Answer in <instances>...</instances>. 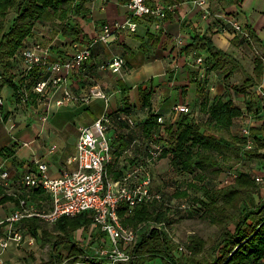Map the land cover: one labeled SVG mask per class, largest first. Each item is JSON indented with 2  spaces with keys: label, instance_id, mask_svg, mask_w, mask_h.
I'll use <instances>...</instances> for the list:
<instances>
[{
  "label": "crops",
  "instance_id": "1",
  "mask_svg": "<svg viewBox=\"0 0 264 264\" xmlns=\"http://www.w3.org/2000/svg\"><path fill=\"white\" fill-rule=\"evenodd\" d=\"M156 2L175 4L177 9L165 22L159 23L147 17L137 19L136 32L122 29L111 37L109 43L95 44L92 58L82 68L70 72L64 70L67 82L55 88L48 97L40 98L33 90L32 101L24 103L17 98L10 84L0 82L3 84L0 95L4 98L3 105H0V173H9L8 180L0 175V187L3 188L0 193V221L6 220L18 209L23 199L41 209H50V195L41 188L24 186V176L37 174L41 163L48 164L52 178L77 170L78 164L74 158L80 128L94 124L105 115L112 119L109 136L114 156L108 177L118 181L133 168L141 166L153 176V166L161 157L149 162V145L160 142L165 147L166 133L158 130L147 135L145 122L149 112L152 110L165 122L172 123L181 114L174 112V107L185 104L191 108L192 118L206 121L209 113L203 106L200 87L208 80L206 85L212 100L228 95L227 86L218 72L207 73L204 82L195 80L199 53L183 49L191 43L192 35L211 32L216 47L235 57L247 72L253 70L257 56L264 58V0H212L208 20L203 18V12L196 6L195 0ZM74 3L81 4L87 10V13L81 10L72 15L82 30L80 41L59 33L55 43H51L53 61L63 62L75 53L78 49L76 46L82 49L92 44L104 25L123 24L131 19L130 9L124 0H75ZM232 20L245 28L251 26L258 41L250 46L248 41L251 40L237 36L230 24ZM115 57L125 60L121 72L101 68ZM15 65V80L18 81L23 70L21 62L16 61ZM237 77L241 79L242 74L236 75L231 85L240 82ZM94 89L103 92L106 98L92 96ZM147 89L152 92V106L145 104L144 90ZM255 91L263 96L264 84ZM229 92L228 97L246 111L245 95L231 89ZM67 93L73 100L62 102ZM47 114L49 120L44 122L41 117ZM122 115L134 119L135 128L119 121ZM240 122L236 121L235 125L239 126ZM254 124L256 121L252 122ZM154 187L156 189L155 184ZM40 189L42 194L37 193ZM6 195L13 200L1 203ZM33 220L48 226L45 233L42 228L34 229L36 227L31 224ZM51 226L54 224L39 218L24 220L22 227L35 237L36 243L31 245L27 237L22 247H12L5 256L6 264L49 263L40 258L39 252L42 246H51V243L44 241L47 233L51 237ZM79 231H90L87 236L93 245L102 242L105 236L94 224Z\"/></svg>",
  "mask_w": 264,
  "mask_h": 264
},
{
  "label": "trees",
  "instance_id": "2",
  "mask_svg": "<svg viewBox=\"0 0 264 264\" xmlns=\"http://www.w3.org/2000/svg\"><path fill=\"white\" fill-rule=\"evenodd\" d=\"M74 1L0 0V82L10 84L18 99L23 101L27 98V103L32 101L36 79L23 72L20 79L15 80V56L23 47L35 43L34 37L40 24L60 21L57 25L59 33L73 38L74 41H80L82 30L79 23L72 19V15L81 10L87 13V10ZM246 29L251 36L248 44L253 46L258 38L251 26ZM183 49L186 52L193 50L199 53L197 57L204 58L208 73H219L227 86L228 95L230 89L245 95L246 111L228 95L212 100L207 89V80L200 87L203 106L209 113L206 121H197L190 113H181L172 123L160 124V116L151 110L145 122L147 135L158 130L165 132V150L160 159L170 158L177 172L195 175L200 183L205 181L207 173L218 174L225 167L236 176L230 178L232 182L221 187L192 182L189 184V188L203 193V198H194L195 203L201 204L205 216L220 227L218 243L207 257L199 258L204 252L205 242L193 237L189 245L193 253L191 257L180 259L174 255L175 247L166 230L172 224L167 209L158 208L153 203L143 204L126 218L121 211L124 224L140 232L136 245L129 248L136 256L130 264H264L262 183L256 181L254 172L239 170L234 165L223 167L221 161L235 155L238 162L257 160L264 165V95L261 96L255 91L264 84V58L257 56L253 70L247 72L235 57L216 47L211 32L192 35L191 43ZM238 74H242L240 82L231 85ZM3 84L0 83V93ZM144 91L145 104L152 106V92L148 89ZM252 118L259 119L260 122L257 125H248L255 142V146L248 149L245 146L248 138L242 133L234 135L233 128L236 121L246 119L248 123ZM2 191L3 188L0 187V193ZM37 193L42 194L43 191L40 189ZM179 196L188 197V190L182 191ZM9 200L13 198L6 195L1 203ZM31 224L36 227L35 230L42 228L45 233V226L40 221L33 220ZM93 224L90 212L72 218L63 217L54 224V233H51V237L47 233L44 240L53 246V259L47 264L62 262V256L58 253L61 247L69 251L73 264L88 261L91 264H111L108 258H97L90 249L82 247L75 240L77 231L87 229Z\"/></svg>",
  "mask_w": 264,
  "mask_h": 264
},
{
  "label": "built area",
  "instance_id": "3",
  "mask_svg": "<svg viewBox=\"0 0 264 264\" xmlns=\"http://www.w3.org/2000/svg\"><path fill=\"white\" fill-rule=\"evenodd\" d=\"M130 9L131 19L126 23L106 24L98 33L92 44L80 49L63 61H53L51 59V46L38 41L32 45L23 47L15 56V60L21 62L25 75L36 79L34 93L40 98L48 95L58 86L67 82L64 70L68 72L82 68L93 56V46L99 42L109 43L111 37L122 29H129L136 32L138 28L137 19L145 17L153 19L159 23L165 22L177 9L175 4H165L156 0H124ZM212 0H195V4L203 12V18L208 20L211 16L210 2ZM237 36L251 40L248 30L234 20L230 21ZM125 65L122 57H115L111 61L103 64L102 69H110L114 73L121 72ZM197 73L195 80L204 82L207 78L208 69L203 57L196 60ZM22 72V73H23ZM0 79L2 77L0 76ZM92 96L106 98V95L98 89L92 90ZM73 97L67 93L62 102L72 101ZM28 102L27 98L23 99ZM4 98L0 95V105H3ZM176 113H190L191 108L185 104H178L174 107ZM49 114L41 119L46 122ZM119 121L125 122L130 128H135L134 119L126 115L119 117ZM160 124L165 123L163 117H159ZM112 126V119L105 115L99 118L94 124L82 126L77 144V155L74 161L78 164L77 170L67 173L59 178H52L49 175V167L46 163L39 164L37 174H26L22 183L27 188H41L51 197V207L48 210L41 209L38 205L23 199L20 207L16 209L6 220L0 221V264H6L5 256L12 247H22L27 242L34 245V236L22 227V222L26 219L39 218L49 224H56L63 217H77L83 213L92 214L94 225L99 228L104 237L102 242L93 245L92 255L108 258L111 264H130L135 259V255L129 251L138 241V230L132 226H126L121 216L129 217L143 204H152L164 199L163 192L154 187L152 174L143 166L135 167L118 181H113L108 177L109 166L112 163L113 143L109 136ZM242 135L248 138L245 145L250 149L255 146L249 128L241 131ZM165 147L160 142H153L149 145V162L158 160ZM254 171L256 181L264 182V165ZM4 180L9 179V173H0ZM229 177L236 174L229 172ZM229 183V181H228ZM185 206V205H184ZM181 254L191 251L180 247ZM93 257V256H92ZM42 264V261L39 262ZM79 264H91L89 261Z\"/></svg>",
  "mask_w": 264,
  "mask_h": 264
},
{
  "label": "rangeland",
  "instance_id": "4",
  "mask_svg": "<svg viewBox=\"0 0 264 264\" xmlns=\"http://www.w3.org/2000/svg\"><path fill=\"white\" fill-rule=\"evenodd\" d=\"M60 21H55L51 24L48 22L46 24H40L36 30L35 41L44 42L46 45L51 46V43L54 44L55 40L59 34V25ZM238 80L240 77H237ZM253 121H256V125L259 119L252 118L247 120H242L239 123V126L235 125L233 128V134H241V130L244 128H248L249 123L252 124ZM260 122V121H259ZM223 162V167L227 165H234L239 170L243 171H257L261 167V162L254 161H240L236 159L235 155L231 158H227ZM224 169V168H223ZM235 171V170H234ZM228 169H225L221 172L217 173H207L206 179L204 182L200 183L199 180L195 179V175L179 173L174 169L170 158L159 159L155 166H153V176H154V184L156 186V190L163 192L164 199L162 201L155 202L158 208H164L168 210V216L170 217L172 224L166 225L168 234L172 240V244L174 245V255L178 258H186L188 259L193 255L181 254L179 251L180 247H184L185 249L192 252L189 248L192 237L202 239L205 242L204 252L199 255V258L207 257L208 253H212V248L220 238V227L213 224L204 214L205 211L202 209L201 204H196L194 198L202 197L203 193L198 192L197 190L189 188V184L197 183V184H206L211 187L213 186H224L229 182H232L230 179ZM188 190V197H180L179 194L182 191ZM261 191L264 194V182L261 184ZM185 205V206H184ZM45 227H48L45 225ZM154 227V226H153ZM158 227V226H156ZM165 227V225L163 226ZM51 233H54L53 226H51ZM88 233V232H86ZM82 231H78L74 236L75 240L80 243V245L84 248H88L92 250L93 244L92 240L88 237L89 233L86 234ZM88 235V236H87ZM140 232H138V237ZM40 258L45 262H50L53 259V246H42L40 249ZM58 253L62 256V262L59 264H73L72 258L70 257V253L64 247H61L58 250ZM15 257H19L15 255ZM104 259V257H101ZM161 262L162 260L159 259Z\"/></svg>",
  "mask_w": 264,
  "mask_h": 264
}]
</instances>
